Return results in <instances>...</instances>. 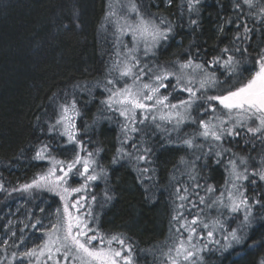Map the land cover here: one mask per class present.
I'll use <instances>...</instances> for the list:
<instances>
[{"label":"trees","instance_id":"1","mask_svg":"<svg viewBox=\"0 0 264 264\" xmlns=\"http://www.w3.org/2000/svg\"><path fill=\"white\" fill-rule=\"evenodd\" d=\"M256 2L257 6L249 9L243 0H199L195 6L197 11L189 13L187 0H172L171 5L166 0H137L146 17L157 20L164 17L173 25L170 38L154 49V55L145 57L141 44L142 62L156 69L171 66L191 54L196 62L207 65L225 46H250V50L264 47V22L259 16L261 5L259 0ZM108 3L109 0H0V182L8 190L0 191V216L17 202L22 203V209L30 217L55 213L58 207L62 209L59 197L51 192L24 193L12 189L29 182L50 166L48 160L32 159L41 142L51 144L52 155L58 160L71 159L74 155L75 146L67 145L66 139L58 134H49L45 121L54 119L57 104L65 98V93L69 94V99L75 94L80 109V116L76 117L79 138L88 151L102 149L96 159L106 173V177L92 182L87 192L97 218L91 221L93 227L98 225L100 231L107 234L123 233L132 245L134 264H161L160 249L167 250L165 245L170 243L169 237L175 231L170 222L174 205L180 203L175 199L179 185L189 188V200L197 204L192 208L191 203L184 202L189 220L199 212L201 219L210 225L217 219L224 224L223 228H216L211 238L205 237L208 230L198 227L197 233L202 236L194 241L200 244L202 251L197 264H260L264 260V208L253 204L251 222L243 225V211L231 213L219 204L207 207L199 203V197L204 196L207 204L221 191L227 197L225 181L230 178L229 160L238 161L241 156L250 159L251 165L247 167L250 174L253 166H261L264 145L260 140L250 139V134L242 130L239 137L225 136L221 142L202 141L197 137L196 143L203 147L194 151L175 141L185 134L191 135L198 125L185 123L179 133L163 131L157 129L156 124H161L163 129H172L173 124L159 119L154 124L151 115L145 124L137 125L142 131L131 134L133 139L122 144L125 139L121 132L122 118L105 109L101 100L106 94L95 87L105 79L106 68L115 59L113 29L104 20ZM74 11H78V16L74 17ZM191 19H196L198 24L191 25ZM244 24L252 31L247 40L237 41L234 37L237 31L243 33ZM123 40L129 44L128 36ZM237 59H241L239 54ZM240 68H251V65L242 63ZM212 70L221 81L228 76L222 67ZM164 83L168 87L160 91L168 94L176 80L173 77ZM87 89H91V93ZM186 96L177 91L170 100L175 103ZM193 114L201 116L199 109ZM211 115L209 112L203 118ZM169 136L173 143H169ZM133 143L141 153L144 148L151 150L147 163L117 157V149L121 147L135 154ZM211 145L220 147H212L211 153L205 155ZM217 151L223 154L217 156ZM114 157H117L116 163H113ZM205 160H210L211 165L202 174L205 178L198 177L197 165L204 166ZM145 167L148 172H138L137 169ZM239 170L244 171L243 165ZM252 179L257 180L255 185ZM80 183L83 180L78 176L70 180L72 187ZM239 183L250 203L255 199L264 203V181L250 175L249 180ZM196 184L202 187L197 188ZM208 185L216 189L214 194L207 193ZM106 191L112 196L111 200H106ZM78 195L81 194H73L72 199ZM92 196L96 197L95 201ZM40 208L45 212H40ZM87 210L84 208L81 212ZM232 229H237L239 242L231 237L225 239ZM216 241L221 243V249L215 245ZM3 256L6 251L0 249L4 260ZM56 258L63 264L61 257Z\"/></svg>","mask_w":264,"mask_h":264},{"label":"snow or ice","instance_id":"2","mask_svg":"<svg viewBox=\"0 0 264 264\" xmlns=\"http://www.w3.org/2000/svg\"><path fill=\"white\" fill-rule=\"evenodd\" d=\"M166 3L171 5L172 0H166ZM198 3L199 0H187L189 13L197 11L195 6ZM259 3L261 5L259 16L264 22V0H259ZM243 4L249 9L257 6L256 0H243ZM236 7L239 8L240 4L237 3ZM73 15L78 16V11H74ZM104 20L113 29L115 59L106 68L105 79L97 82L95 87L102 89L106 94L101 100L105 109L118 113L122 118L121 132L125 136L122 144L133 139L131 134L141 132L142 129L137 125L145 124L151 115V122L154 124L157 119L173 124L172 129H163L161 124H156V128L163 131L179 133L181 125L185 123L198 125L197 130L191 135L185 134V137H178L175 141L188 149L203 147L196 143L197 137L221 142L225 136L239 137L242 130L250 134V139L260 140L264 145V47L250 50V46L241 48L234 44L231 47L222 48L219 54L207 62V65L196 62L195 57L189 54L186 59L174 61L171 66H157L153 69L149 64L142 62L139 55L140 46L143 44L145 57L149 54L154 55V49L162 41L170 38L173 32L172 23L164 17H160L159 20L146 17L137 0H127L126 3L123 0H109ZM190 23L195 26L198 21L191 19ZM237 27L239 28L240 25ZM104 30L107 31V28ZM220 31H223V27ZM251 31L247 24H244L243 33L237 31L234 39L247 40ZM125 36H131L130 45L124 42ZM237 54L241 59H237ZM242 63L251 65V68L241 70ZM217 66L228 72L224 81L219 80L216 72L212 70ZM245 72L249 75L245 76ZM173 77L176 83L171 85L172 91L162 94L160 90L168 87L164 82ZM129 80L131 83H128ZM122 82L123 86H120ZM87 90L91 93V89ZM177 91L186 93L187 96L173 103L170 97L175 98L174 93ZM68 96L69 94L65 93V98L58 102L54 119L49 118L45 123L49 134H58L66 139L67 145L75 146L74 155L71 159L58 160L52 155L51 144L41 142L36 147L32 159L48 160L50 166L47 170L35 174L29 182L12 189L13 192L24 193L33 190L51 192L59 197L62 209L58 207L54 214H50L55 218L50 220L48 225H42V220L36 219L32 227L43 226L42 244L25 248L24 251H13L8 264H13V261H18L19 264H25V261L27 264H42L41 258L45 256L46 260L43 264H47V261L54 260L57 256L62 258L63 264H134L132 245L123 233L107 234L100 231L98 225L92 226L91 221L97 218L93 214L92 204L87 199V192L92 182L106 177L103 167L96 159L102 149L88 151L80 140L76 126V117L80 116L79 101L75 94L70 99ZM197 109L201 112L200 117L193 114ZM209 112L212 115L204 119L203 117ZM37 120H40L39 116ZM169 143H173L170 136ZM212 147H220V145H211L209 153L205 155L211 153ZM132 148L135 154L125 151L123 147L118 148L117 157L135 159L137 163L148 162V153L151 151L149 148H144L143 153L135 143L132 144ZM223 151H230V149H223ZM85 152L86 155H83L82 153ZM222 154V151L216 152L217 156ZM117 157L113 158V163L117 162ZM247 162V159L242 156L238 161L237 159L229 160L231 168L230 178L225 181L226 198L224 191H221L211 204H207L204 196L199 197V203L206 204L207 207L219 204L231 213L243 211L242 224H249L253 204H260L264 208V203L261 199H255L250 203L245 192L241 190L242 185L239 182L249 180L250 175L257 177L259 181H264V158L261 159V166L258 168L253 166L250 174L247 167L244 171L239 170V166L247 165ZM137 170L141 174L149 171L147 167ZM75 176L80 177L83 183L72 187L70 180ZM190 178L194 179V177ZM251 183L255 185L257 180L252 179ZM195 187L202 186L196 184ZM0 191H8L2 182H0ZM189 191L188 187L181 188L179 185L175 189V199L180 201L174 205L170 222L175 231L169 237L170 243L165 245L167 250L165 251L164 247L160 249L163 257L161 264H197V261L201 259L199 253L202 251L194 242V237L198 236V227L202 226L203 229L208 230V237L214 235L217 227H224L219 219L213 221L211 225L204 222L199 212L190 220L188 219L184 211V202L191 203L192 208L197 207L195 202L189 200ZM206 191L214 194L216 189L208 185ZM73 194L81 195L72 199ZM105 198L111 200L112 196L106 191ZM91 199L95 201L96 197L92 196ZM208 199H211V196ZM84 208L88 210L81 212ZM40 211L43 213L45 209L40 208ZM11 224L12 221L9 220V225ZM20 231V244H25L23 229ZM11 234L13 237L16 236L14 231ZM229 236L232 240L239 242L237 229H232ZM13 245L20 247L15 242ZM9 246V240L5 239L2 250L7 251ZM204 247L206 248L207 245ZM55 264H61V260L56 259ZM260 264H264V260H261Z\"/></svg>","mask_w":264,"mask_h":264},{"label":"rangeland","instance_id":"3","mask_svg":"<svg viewBox=\"0 0 264 264\" xmlns=\"http://www.w3.org/2000/svg\"><path fill=\"white\" fill-rule=\"evenodd\" d=\"M128 37H129V45H130L131 44V36H128ZM200 139L202 141H207V140H204L202 137H200ZM247 161H248L247 165H243V169L245 167H249L251 165V160L247 159ZM204 164H205L204 166L201 164L197 165L198 167L196 168V170L198 172V177L201 176L202 178H205V176L202 174L204 173V170L211 165V161L205 160ZM36 191L38 193L40 192V190H36ZM21 206H22V203L17 202V203H15V205L8 207L6 209V211L3 213V215L0 216V249H3V241L5 239L9 240V243H10V246L7 248V251H6V256H3V257H5L4 260L0 257V264H8V261L11 259V253L13 251H17V252L24 251L25 248H32L34 246L40 245L44 239L43 226L42 225H48L50 220H54V218H55L54 215H50V214H54V213H49V214L45 213V214H42L40 216L35 215L33 217H30L27 213L24 212V210L22 209ZM36 219H41L42 225L37 226V228H33L32 224L35 223ZM9 220L12 221L11 225H9ZM6 225L8 226L7 228L5 227ZM21 229H23V237L25 240V244H20V237H21V231L20 230ZM13 231L16 233L15 237H13L11 234ZM200 236H202L201 233H200V235L198 234L197 237H194V239L198 240V238ZM205 237L211 238V237L207 236V233H205ZM226 237H228V239L230 238L229 235H227ZM204 239L205 238H203V240ZM13 242H15L16 245H20V247L19 248L15 247L13 245ZM218 242L216 241L215 245L217 247H220L218 249H221V243L220 242L218 243ZM199 245L200 244L197 243V247L200 248ZM56 259L57 258L55 257L54 260L47 261V264H55ZM45 260H46V256L41 258L42 264ZM13 264H19V262L13 261ZM25 264H27V261H25Z\"/></svg>","mask_w":264,"mask_h":264}]
</instances>
